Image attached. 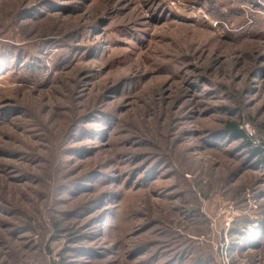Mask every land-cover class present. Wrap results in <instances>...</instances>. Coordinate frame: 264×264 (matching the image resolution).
Here are the masks:
<instances>
[{"label":"rangeland","instance_id":"rangeland-1","mask_svg":"<svg viewBox=\"0 0 264 264\" xmlns=\"http://www.w3.org/2000/svg\"><path fill=\"white\" fill-rule=\"evenodd\" d=\"M0 264H264V0H0Z\"/></svg>","mask_w":264,"mask_h":264},{"label":"trees","instance_id":"trees-1","mask_svg":"<svg viewBox=\"0 0 264 264\" xmlns=\"http://www.w3.org/2000/svg\"><path fill=\"white\" fill-rule=\"evenodd\" d=\"M228 128H229L232 132L239 134L241 137H243V138H245V139L248 138L242 130H240V129L237 128L236 125H234V124H229V125H228ZM247 144L250 145L251 143L248 142ZM257 152H258V154H259L261 151L258 150Z\"/></svg>","mask_w":264,"mask_h":264}]
</instances>
